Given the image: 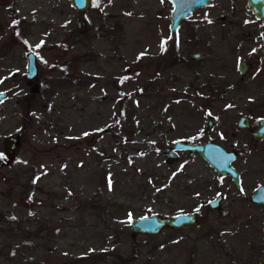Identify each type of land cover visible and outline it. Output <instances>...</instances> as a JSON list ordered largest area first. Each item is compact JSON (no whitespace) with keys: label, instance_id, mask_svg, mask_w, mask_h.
Instances as JSON below:
<instances>
[{"label":"rangeland","instance_id":"obj_1","mask_svg":"<svg viewBox=\"0 0 264 264\" xmlns=\"http://www.w3.org/2000/svg\"><path fill=\"white\" fill-rule=\"evenodd\" d=\"M171 9L170 0H92L82 13L69 0H0V90L9 91L0 264H259L264 206L250 195L264 178V143L236 123L264 115L253 112L264 103V25L246 0H212L171 34ZM195 51L204 58L192 60ZM240 60L252 64L242 79ZM208 117L207 137L238 151L241 189L197 153L166 161L174 139L206 140ZM18 130L19 152L7 159L4 138ZM216 194L222 218L208 207ZM179 212L198 224L146 234L129 223Z\"/></svg>","mask_w":264,"mask_h":264},{"label":"water","instance_id":"obj_2","mask_svg":"<svg viewBox=\"0 0 264 264\" xmlns=\"http://www.w3.org/2000/svg\"><path fill=\"white\" fill-rule=\"evenodd\" d=\"M92 0H69L72 7L78 12L82 13L86 10ZM212 0H170L172 10L170 13V30L175 32L181 24V21L188 16L192 11L197 8L206 6ZM248 7L258 17L264 19V0H247ZM75 29L79 32L86 31V23L82 17H78L75 21ZM190 57L194 60H200L203 57V53L196 51L190 54ZM264 60V50L263 57ZM244 61L240 62L241 73L244 71ZM27 77L33 78L37 74V66L33 53H30L27 57L26 63ZM7 92L0 91V102L6 98ZM101 98V97H98ZM214 119L208 118L207 126H209ZM238 124L245 126L247 119L241 117ZM259 130L255 132L256 137H260L264 133V118L260 121ZM5 153L8 159L16 157L19 147L20 139L16 134H9L4 138ZM177 151H188L190 153H197L203 157L208 164L220 175H230L237 186L240 185L238 172L232 166V161L236 158L237 153L234 150H228L225 146L216 143H188L185 140H176L171 146L169 152H165L167 162H171L178 158ZM221 195H216L208 202V207L211 209H217L219 218L227 215L228 210L223 209L220 206ZM251 200L255 203L264 204V183L259 185L252 194ZM132 231L134 233L141 232L146 234H158L163 228L176 229L186 225L196 226L198 219L196 213L179 212L172 215H159L156 213L145 214L131 219L129 221ZM259 264H264V256L259 257Z\"/></svg>","mask_w":264,"mask_h":264},{"label":"flooded vegetation","instance_id":"obj_3","mask_svg":"<svg viewBox=\"0 0 264 264\" xmlns=\"http://www.w3.org/2000/svg\"><path fill=\"white\" fill-rule=\"evenodd\" d=\"M247 1V0H246ZM248 6V5H247ZM250 9V8H249ZM172 10V9H171ZM170 13H171V11H170ZM250 13H251V16H252V19L255 21V22H260L261 24H263L264 25V19H262V18H260V17H258L254 12H252V10L250 9ZM169 18H170V15H169ZM186 18V17H185ZM184 18V19H185ZM183 19V20H184ZM182 20V21H183ZM181 21V22H182ZM169 26H170V22H169ZM168 26V27H169ZM178 29H179V27H178ZM169 31L171 32V34H175V33H177V31H175V32H172L171 30H170V28H169ZM175 44V43H174ZM168 46H170V43L169 42H167V41H165L164 42V45H163V49H165V48H167ZM263 50H264V47L263 48H261V51H260V55H259V57H258V60H259V62H261V63H264V60L262 59V57H263ZM196 52V51H195ZM199 52H201V51H199ZM30 53H32V52H30ZM30 53H28L27 54V57H28V55L30 54ZM192 53V52H191ZM190 53V54H191ZM201 53H203V52H201ZM34 54V53H33ZM34 57H35V55H34ZM191 58V57H190ZM204 58V54H203V57L201 58V59H203ZM192 59V58H191ZM200 59V60H201ZM192 60H194V59H192ZM195 61H199V60H195ZM242 61H244V66H245V68H244V71H242V73H241V67L239 66L240 65V62H242ZM26 63H27V61H26ZM161 64H163V63H161ZM161 64H159L160 66H162ZM163 67V66H162ZM250 68H252V64L250 63V62H248V61H246V60H240L238 63H237V69H238V74H239V78L240 79H242L244 76H245V74L248 72V70L250 69ZM127 71H129V67H127V69H126ZM38 71V70H37ZM37 75V74H36ZM35 75V76H36ZM34 76V77H35ZM25 77L27 78V79H29V80H31V79H33V78H28L27 77V70H26V73H25ZM0 91H4V90H0ZM6 92H7V95H6V98L3 100V101H1L0 103H2V102H4L6 99H8V90H5ZM17 91V90H16ZM17 94H18V92H16V96H17ZM18 97H16V101L18 102ZM29 100V99H28ZM259 107L258 108H256L253 112H255V111H257V110H260L263 106H264V103L262 104V103H260L259 105H258ZM15 113H16V111H15ZM27 113H28V111H27ZM241 117H245L246 119H247V124L245 125V126H240L239 124H238V122H239V119L241 118ZM208 118H210V117H208ZM208 118H207V120H208ZM264 118V115H261V116H259L257 119H256V121H255V124L254 125H252V123H251V121H250V119H251V117L250 116H247V115H241L239 118H238V121H237V123H236V125H237V127H238V129H240V131H242V130H246V135H248L250 138H251V141L254 143V144H260V143H264V133L263 134H261V136L260 137H256L255 136V132L257 131V130H259V126H260V121L262 120ZM214 119V118H213ZM207 120H206V123H205V126H204V128L202 129V132H203V134L207 137V135L209 134V133H211L212 132V129H213V125H214V122H212L209 126H207L208 124H207ZM20 132H21V130H18L16 133H11V134H16L18 137H19V139H20ZM219 135L222 137V139L223 140H225L226 139V134L225 133H219ZM7 136V135H6ZM180 139H182V140H185L186 142H188V143H199V144H204V143H210V142H212V143H216V144H220V145H223L224 146V144L223 143H221V142H219V141H216V140H213L212 138H209V137H207L206 138V140H203L202 142H197V141H191V140H189V139H184V138H178V139H174L173 140V143H174V141H176V140H180ZM20 143H21V139H20ZM173 143H172V145H173ZM5 145V144H4ZM5 147V146H4ZM20 148V147H19ZM171 150V147L170 148H168V147H166V150H165V152H169ZM234 151H236V150H234ZM18 152H19V150H18ZM236 153H237V156H236V158L232 161V166L236 169V171L238 172V177H239V183H240V185L239 186H237L236 185V183L233 181V179L231 178V176L230 175H220L218 172H216L219 176H221V177H224V178H228L229 180H231V182H232V184L237 188V189H241L242 188V186H243V173L234 165L235 164V162H236V160H237V158H238V151H236ZM18 154V153H17ZM5 156H6V153H5ZM17 156V155H16ZM7 157V156H6ZM15 158V157H14ZM8 159V158H7ZM258 169H260V168H258ZM264 169V165H263V167L260 169V171H262ZM263 181L262 182H260V183H258V184H256V186L253 188V190H252V192H251V195H250V200H251V197H252V194H253V192L255 191V189L259 186V185H261V184H263L264 183V178L262 179ZM216 195H218V194H216ZM215 195V196H216ZM214 198V197H213ZM212 198V199H213ZM211 200V199H210ZM209 200V201H210ZM208 201V202H209ZM251 202H253L252 200H251ZM254 204H256V205H261V206H264V204H259V203H255V202H253ZM220 206L223 208V205H222V196H221V199H220ZM224 209V208H223ZM228 210V209H227Z\"/></svg>","mask_w":264,"mask_h":264},{"label":"snow or ice","instance_id":"obj_4","mask_svg":"<svg viewBox=\"0 0 264 264\" xmlns=\"http://www.w3.org/2000/svg\"><path fill=\"white\" fill-rule=\"evenodd\" d=\"M197 211H199V209H197ZM130 219H131V217H130Z\"/></svg>","mask_w":264,"mask_h":264}]
</instances>
